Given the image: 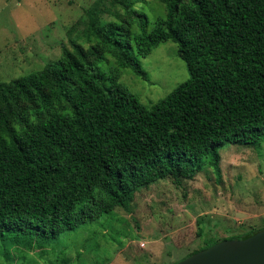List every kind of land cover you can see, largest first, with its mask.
Returning <instances> with one entry per match:
<instances>
[{
	"label": "trees",
	"instance_id": "16d2710c",
	"mask_svg": "<svg viewBox=\"0 0 264 264\" xmlns=\"http://www.w3.org/2000/svg\"><path fill=\"white\" fill-rule=\"evenodd\" d=\"M109 3L85 10L56 61L0 81V244L31 247L129 213L160 180L180 186L204 168L219 178L224 143L264 139V0H155L151 15ZM167 42L188 78L148 108L119 81L125 69L146 80L137 57Z\"/></svg>",
	"mask_w": 264,
	"mask_h": 264
},
{
	"label": "rangeland",
	"instance_id": "374dc122",
	"mask_svg": "<svg viewBox=\"0 0 264 264\" xmlns=\"http://www.w3.org/2000/svg\"><path fill=\"white\" fill-rule=\"evenodd\" d=\"M110 0H0V81L8 82L56 61L62 45L77 40L84 12ZM151 15L155 0H129ZM109 17L103 14V19ZM143 80L125 69L120 83L151 107L188 78L176 45L167 42L145 58ZM108 68L100 64L101 72ZM221 175L204 168L180 186L164 179L141 188L131 212L115 209L57 239L31 247L0 244V264H175L214 238L239 236L263 225L264 139L254 147L224 143Z\"/></svg>",
	"mask_w": 264,
	"mask_h": 264
},
{
	"label": "water",
	"instance_id": "95a60500",
	"mask_svg": "<svg viewBox=\"0 0 264 264\" xmlns=\"http://www.w3.org/2000/svg\"><path fill=\"white\" fill-rule=\"evenodd\" d=\"M175 264H264V228L244 239L218 242Z\"/></svg>",
	"mask_w": 264,
	"mask_h": 264
}]
</instances>
